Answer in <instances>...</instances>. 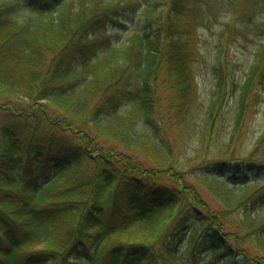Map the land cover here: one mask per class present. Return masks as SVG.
<instances>
[{
  "label": "trees",
  "instance_id": "obj_1",
  "mask_svg": "<svg viewBox=\"0 0 264 264\" xmlns=\"http://www.w3.org/2000/svg\"><path fill=\"white\" fill-rule=\"evenodd\" d=\"M241 1L0 0V264H77L94 241L100 264H188L196 234L208 264H264V135L237 145L264 96V0ZM143 8L118 45L112 25ZM198 21L220 25L207 103ZM256 37L225 96L221 44Z\"/></svg>",
  "mask_w": 264,
  "mask_h": 264
},
{
  "label": "rangeland",
  "instance_id": "obj_2",
  "mask_svg": "<svg viewBox=\"0 0 264 264\" xmlns=\"http://www.w3.org/2000/svg\"><path fill=\"white\" fill-rule=\"evenodd\" d=\"M143 6H146L147 4L152 3V7H154L156 4L155 0H141ZM195 2V1H194ZM193 2V3H194ZM247 2L246 0L241 1L240 3ZM192 6L196 5V3ZM228 8V7H227ZM225 8V10H227ZM163 10V5L159 4L158 9H154V14L157 16L159 14V11ZM229 11L231 9L229 8ZM232 13V12H231ZM224 13L221 12V17ZM166 13H162L158 15V18H154L156 21H165ZM188 15H185V18L187 19ZM240 14L236 11L235 15L233 16V25L238 26L240 24L239 21ZM219 22L207 26L204 25L203 22L198 21L194 23L192 26H187L188 28H185L186 32L189 34L188 38L190 43V46L196 47V50H198V54L196 53L195 57V65H196V75H197V81H198V91L200 92L201 101L202 102H209L217 90V74H215L213 70V64L215 62L216 57L219 53V47L217 44V41H219V30L220 25ZM148 22L146 19V12L145 9H141L140 11H134L129 12L125 17H123V20L121 23L113 24L112 25V31L116 34L117 37H115V40L119 42L118 45H123V43L127 40V37L130 36L135 30L143 32L147 27ZM154 24H156L154 22ZM238 31L233 27V30L230 31L227 36L226 40H230L234 38H237ZM218 39V40H217ZM259 37H256V41L249 43V44H242L238 43L240 41H234L230 42V44H221V46L227 47L228 52L226 54V64L222 68V73L224 74V86L222 88V93L226 95H230L232 91V83L234 79H244L245 74L249 70V60L251 61L256 50L258 47ZM121 43V44H120ZM222 67V66H221ZM162 79H164L162 77ZM164 87H167L166 81L163 82ZM165 92H168L164 88H161V93L164 95ZM220 93V92H219ZM233 104V103H232ZM234 107L233 105H230L227 109H230ZM245 131H243L242 134L238 136V142L237 145L241 146L244 145L247 141H249V136L252 137L250 142L253 144L260 138L261 135H264V96L262 97L261 101L255 106V108H252L248 110V115L246 117L245 121ZM198 137V134L196 133L194 136L195 138ZM213 147V146H212ZM215 151V147L212 149ZM261 153H264V147L261 150ZM141 160H145L144 158H141ZM201 236L197 235L186 237V239L183 241L181 246L179 247V255L188 263V264H208L210 261L208 260V257L204 255V253H201L200 257L196 256L194 251L192 250V246L194 244H198L200 242ZM252 253H254V250H251ZM82 261L77 264H100L103 254L100 253L99 245L97 242H92L88 244V247H86L83 250L82 253ZM235 258V257H234ZM99 259V262H98ZM236 264H242L243 259L240 255H237L235 258Z\"/></svg>",
  "mask_w": 264,
  "mask_h": 264
},
{
  "label": "bare ground",
  "instance_id": "obj_3",
  "mask_svg": "<svg viewBox=\"0 0 264 264\" xmlns=\"http://www.w3.org/2000/svg\"><path fill=\"white\" fill-rule=\"evenodd\" d=\"M259 91H262V92L264 93V89H262V90H259Z\"/></svg>",
  "mask_w": 264,
  "mask_h": 264
}]
</instances>
